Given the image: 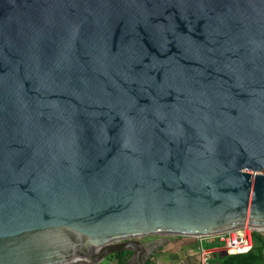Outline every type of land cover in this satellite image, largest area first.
<instances>
[{
    "label": "water",
    "instance_id": "obj_1",
    "mask_svg": "<svg viewBox=\"0 0 264 264\" xmlns=\"http://www.w3.org/2000/svg\"><path fill=\"white\" fill-rule=\"evenodd\" d=\"M243 225L264 0H0V264H144Z\"/></svg>",
    "mask_w": 264,
    "mask_h": 264
},
{
    "label": "built area",
    "instance_id": "obj_2",
    "mask_svg": "<svg viewBox=\"0 0 264 264\" xmlns=\"http://www.w3.org/2000/svg\"><path fill=\"white\" fill-rule=\"evenodd\" d=\"M254 231L259 230L250 225H243L239 228L210 236L213 240H218L219 244L199 246L197 252L198 264H209L220 252L231 254L247 251L253 244L252 234Z\"/></svg>",
    "mask_w": 264,
    "mask_h": 264
},
{
    "label": "trees",
    "instance_id": "obj_3",
    "mask_svg": "<svg viewBox=\"0 0 264 264\" xmlns=\"http://www.w3.org/2000/svg\"><path fill=\"white\" fill-rule=\"evenodd\" d=\"M252 241L253 244L247 251L215 256L214 264H264V233L254 231ZM204 245L213 246L210 242H205ZM129 254V251L112 254L111 256L115 259L113 264H125ZM144 264H156L155 256L148 258Z\"/></svg>",
    "mask_w": 264,
    "mask_h": 264
},
{
    "label": "crops",
    "instance_id": "obj_4",
    "mask_svg": "<svg viewBox=\"0 0 264 264\" xmlns=\"http://www.w3.org/2000/svg\"><path fill=\"white\" fill-rule=\"evenodd\" d=\"M212 241L210 236H182L165 241L160 250L153 254L155 263L159 261V264H194L192 261H186V258L196 255L199 246H205V242L212 243ZM212 245L214 246V244Z\"/></svg>",
    "mask_w": 264,
    "mask_h": 264
},
{
    "label": "rangeland",
    "instance_id": "obj_5",
    "mask_svg": "<svg viewBox=\"0 0 264 264\" xmlns=\"http://www.w3.org/2000/svg\"><path fill=\"white\" fill-rule=\"evenodd\" d=\"M261 231L264 233V230H261ZM218 254L223 255L224 253L223 252H220ZM188 258H186V261H188V262H191L192 261L194 264H198V256H197V254L196 255L189 256ZM114 260L115 259L113 257H108V258H105V259L101 260L97 264H113L114 263ZM210 263L211 264H214L215 261L211 260ZM184 264H186V263H184Z\"/></svg>",
    "mask_w": 264,
    "mask_h": 264
}]
</instances>
